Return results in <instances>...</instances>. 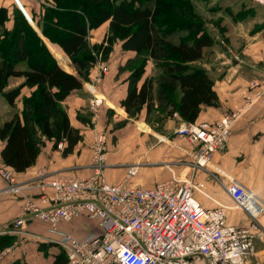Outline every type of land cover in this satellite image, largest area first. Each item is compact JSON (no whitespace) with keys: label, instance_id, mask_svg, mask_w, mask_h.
I'll return each mask as SVG.
<instances>
[{"label":"trees","instance_id":"trees-1","mask_svg":"<svg viewBox=\"0 0 264 264\" xmlns=\"http://www.w3.org/2000/svg\"><path fill=\"white\" fill-rule=\"evenodd\" d=\"M32 17L42 34L21 8L15 6L10 13L8 6L0 5V96L15 108L0 123V154L3 164L18 173L35 164L47 140L55 148L64 142V155L74 151L83 135L72 125L63 101L83 88L97 56L107 59L118 41L123 50L135 52L123 66L131 74L121 105L131 117L145 108L147 120L155 111L170 110L194 122L203 105L218 100L213 78L198 63L215 37L188 0H46L39 17ZM107 21L102 40L89 47L90 32ZM42 36L60 46L65 54L50 44L61 64L72 69L73 63L77 74L59 63ZM149 60L158 73L139 86ZM15 78L22 81L11 85ZM25 86L32 91L22 98L19 110L16 99ZM16 237L0 233V250ZM57 246L60 251L50 264L67 260ZM7 264L28 263L15 259Z\"/></svg>","mask_w":264,"mask_h":264},{"label":"built area","instance_id":"built-area-1","mask_svg":"<svg viewBox=\"0 0 264 264\" xmlns=\"http://www.w3.org/2000/svg\"><path fill=\"white\" fill-rule=\"evenodd\" d=\"M95 67L93 80L85 85L91 94V124L95 128L92 171L88 175L58 172L50 176L42 169L31 182L40 189L33 196L17 180L16 172L3 164L0 154V177L6 183L0 193H13L21 201L19 216L0 233H25L29 222L40 221L56 235L50 240L64 250V264H254L255 241L264 239V227L259 222L264 198L234 177L229 176L225 183L221 177L228 174L212 161L215 153L226 150L237 118L264 102V76L252 80L239 109L226 112L213 123L183 121L174 128V133L190 145L185 150L192 157V168L214 173L232 199V206L248 215L246 225L236 226L227 220L230 206L221 202L216 207L204 206L196 192L211 197L205 183L193 180L186 172L178 173L173 162L164 163L171 176L151 187L130 183L139 172L138 162L127 165L121 181H109L105 170L107 132L98 129L96 121L103 104L97 86L109 73L110 65L98 55ZM160 140L165 142L169 137L164 135ZM58 148H63L62 142ZM83 215L98 220L100 231L79 238L63 229L64 222ZM13 248L14 244L5 248L1 256Z\"/></svg>","mask_w":264,"mask_h":264},{"label":"crops","instance_id":"crops-1","mask_svg":"<svg viewBox=\"0 0 264 264\" xmlns=\"http://www.w3.org/2000/svg\"><path fill=\"white\" fill-rule=\"evenodd\" d=\"M0 5L10 6L3 0H0ZM208 11L210 14L204 19L208 30L215 37V42L211 46L205 47L203 57L198 63L213 78L218 100L216 103L203 105L194 122L213 123L226 112L242 107L245 91L249 88L252 80L264 76V0H239L219 7L210 6ZM108 26L107 21L90 32L92 43L102 40ZM36 29L40 32L38 27ZM40 34L42 33L40 32ZM43 39L51 49L49 40L45 37ZM118 42L115 43L110 57L107 60L104 59L109 63L110 71L97 86L98 94L103 98V104L100 116L96 121V127L107 133L117 122L127 118L132 119L122 107L121 102L127 96L131 74L130 70L123 66L135 56V52L123 50L121 42ZM55 46L64 53L57 44ZM59 63L61 64L60 61ZM72 65V69L62 66L67 71L77 74L73 63ZM152 67H154V63L149 60L139 86L147 76L153 75ZM95 73L96 67H93L89 78L82 80L83 88L72 92L63 101L72 125L79 128L83 135V139L76 145L74 151L64 155L63 148H55L53 141L47 140L42 146L35 164L20 173L12 168L16 172L17 180L33 196L38 195L40 189L35 188L34 183L31 182L38 177V173L42 169H45L47 175L50 176L58 172L88 175L92 171L91 142L95 128L91 124L93 119V112L90 108L91 94L85 85L88 81L93 80ZM21 81L20 78L12 79L11 85H16ZM31 91L32 89L27 86L22 88L21 94L16 99L19 110L22 106V98L30 95ZM0 101L1 104L3 103V107L10 106L2 96H0ZM13 109L0 110V123L14 113L15 109ZM144 113L146 114L145 108L140 116ZM177 117V123L175 121L168 123L166 135L169 140L162 141L163 145L156 142L157 144L153 148L146 149V165L140 166L139 173L130 180V183L151 187L171 176L164 163L173 162L178 173L186 172L193 180L205 183V191L211 197L202 192H196V197L204 206L216 207L218 202L227 204L230 206L227 209L228 222L236 226L246 225L249 221L248 215L243 210L232 206V199L215 174L201 168L194 170L190 165L192 157L185 150L190 145L181 136L174 133L176 125L184 121L178 114ZM142 123L140 128L143 129L142 125L145 124ZM144 129L148 130L149 127L146 126ZM144 139H147V136ZM62 144L64 147L65 143L62 142ZM3 145L4 141L0 139V152ZM112 151L109 146L106 175L109 181L119 182L126 173L127 165H123L135 162L127 160L128 158L122 159V153H118L116 159ZM212 164L228 174V177H221L225 183L229 182L230 177H234L249 185L264 198V102L256 103L237 118L232 126L226 150L215 153ZM156 167L159 169L156 176H151L148 179L140 177L142 169H156ZM5 186V181L0 177V187L4 188ZM20 208L21 201L18 195L6 191L0 193V231H3L4 226L8 227L19 216ZM88 221L90 218L83 215L74 218L71 222H64L62 227L79 238L86 237L93 230L100 231L99 228L91 227ZM259 222L264 227V214L259 217ZM25 231L32 238L27 236V239L21 240L20 244L14 245L10 254H16L15 259L24 260L28 264H33L32 261H35V264H50L60 251L58 244L50 240L56 235L50 233L46 225L40 221L29 222ZM26 240L28 243L33 240L29 243L31 247L27 256L22 254L25 252L23 246L27 243ZM50 244L52 245L50 246ZM40 245L44 246L40 248ZM34 251H37L36 257L33 256ZM252 260L254 264H264V239L258 238L255 241Z\"/></svg>","mask_w":264,"mask_h":264},{"label":"rangeland","instance_id":"rangeland-1","mask_svg":"<svg viewBox=\"0 0 264 264\" xmlns=\"http://www.w3.org/2000/svg\"><path fill=\"white\" fill-rule=\"evenodd\" d=\"M3 1H5V4L10 5L9 6L10 13H12V10L15 6L21 8L23 11H25L24 13L26 14L27 18L29 19V21H31V23L34 26H36V21L33 19L32 16L36 15L37 17H39L41 7H42V3L46 2V0H3ZM237 1H239V0H188V3L192 4V6H193V8L197 14H199L200 16L205 18V17H208L210 14L208 11V7H210V6H216V7L218 6L219 7L220 5H226L228 3H234ZM25 5L27 6L26 7L27 9L25 8ZM31 11H32V13H30ZM11 24H12V19L10 20L8 25H11ZM48 42H50V44H52L54 47H56L55 43H52L51 41H48ZM88 45H89V47H90V45H92L91 36L88 37ZM50 50H51L52 54L54 55V57L58 60V58L55 55L54 50H52V48ZM100 57L103 58V56H101V55H100ZM103 59H105V58H103ZM151 69L153 71V72H151L153 75H156L158 73V71L155 70L154 67H152ZM2 104L0 101V110H3V109L4 110H8V109L12 110L11 106H7V107L4 106L3 107ZM18 107L19 106L17 104L16 108L18 109ZM145 117H146V114L144 113L142 116L138 115L137 117H131L132 119L127 118V119L121 120L120 122H117V124H114V126L110 130H108V133H107V138L109 141L108 145L110 146V149L113 150L112 152L115 155L114 157L116 159H117V157H116L117 154L122 153V159L128 158L127 160H133L135 163L140 162V164H139L140 166L146 165V163H145L146 162L145 157L147 156L146 149L149 150L150 148H153L154 145H156L157 143L163 145V142L160 140V137L166 135L169 121L171 123L173 121H175L176 123L178 122L177 115L174 114V112H172L170 110L166 111L164 113H160V112L155 111V112L150 114V116H149L150 120H147ZM141 123L148 126L149 129L148 130L144 129L146 127L145 125H142L143 129L140 128ZM145 136H147V139L143 140V138ZM182 144H185V143L182 142ZM140 156H143V157H140ZM126 165H128V163L124 164L123 166H126ZM158 172H159V169H157V167H156V169L155 168L154 169H145V170L142 169L140 171L139 175H140V177L142 176V177H145L148 179V178H151V176H153V177L156 176L158 174ZM88 224L91 227H95L97 229L99 228L98 220H96V219L90 218V221H88ZM2 229H8V227L4 226ZM23 232H26V231H23ZM91 232H94V230ZM16 235H17V237L12 242V244H14V245L20 244L22 242L21 240H25V238L27 239V236L29 238H32L31 236L28 235V232L18 233ZM26 242H27V240H26ZM30 242H33V240L29 241V243ZM29 243L27 242L23 246L24 247L23 249L25 250L24 253H26V254L22 253L23 255L27 256L29 254L30 247H31V244H29ZM1 252H2V250H0V262H1L0 264H7L8 261H11L13 259L15 260L16 254H13V253L10 254V252H9V253L1 256ZM11 252H12V250H11ZM33 256L34 257L37 256V251L33 252ZM22 261H24V260H22ZM32 262H34L33 264H35V261H32Z\"/></svg>","mask_w":264,"mask_h":264}]
</instances>
